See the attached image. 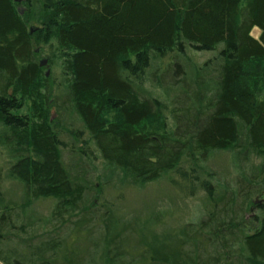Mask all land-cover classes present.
I'll use <instances>...</instances> for the list:
<instances>
[{
	"label": "trees",
	"instance_id": "trees-1",
	"mask_svg": "<svg viewBox=\"0 0 264 264\" xmlns=\"http://www.w3.org/2000/svg\"><path fill=\"white\" fill-rule=\"evenodd\" d=\"M23 2L42 10L43 25L32 33L16 0H0V145L16 159L8 178L23 186L24 206L53 198L51 220L74 228L67 241L50 237L9 256L0 249V264H77L59 259V248L86 230L96 203L85 199L87 176L63 158L52 107L65 102L102 159L133 182L157 180L213 151L259 161L231 193L202 183L210 209L175 231L152 229L136 241L130 225L108 211L97 221L103 234L92 239L102 259L91 264H264V213L245 214L253 196L264 194V0ZM38 43L58 49L70 74L65 94L51 100ZM189 48L218 53L190 76L182 62ZM166 58L161 75L151 72ZM145 80L163 87L166 103ZM28 103L29 113H21ZM11 210L0 204L1 232Z\"/></svg>",
	"mask_w": 264,
	"mask_h": 264
},
{
	"label": "rangeland",
	"instance_id": "rangeland-1",
	"mask_svg": "<svg viewBox=\"0 0 264 264\" xmlns=\"http://www.w3.org/2000/svg\"><path fill=\"white\" fill-rule=\"evenodd\" d=\"M16 3L19 12L28 20L31 32L37 33L43 25L42 10L36 7L29 8L23 0H16ZM252 35L258 38L260 30L254 28ZM35 50L46 78L47 88L51 93L49 100L55 94H65L70 74L66 73L63 54L58 49L42 43H38ZM217 53L218 50L196 51L189 48L182 62L187 65L188 74L192 76L195 69H202L204 63L212 60ZM168 59L166 58L165 62L159 61L160 63L155 61L151 72L161 75V70ZM144 87L166 103L163 87L156 80H145ZM62 103L64 102L59 100V104ZM64 104L67 105L66 102ZM66 105L62 108L58 104L52 107L54 119L59 117L61 123V137L66 147L63 158L76 167L75 171L87 176L92 189L88 191L85 199L88 205L95 201L96 207L95 215L84 226L86 230L74 231L70 240L59 248V259H74L77 264L97 263V260L93 262L92 259H102L100 256L102 248L99 255L96 254L92 239L98 240L103 234V226L97 224V221L101 216H106L108 211L122 220L121 223L130 225V237L136 241L152 229L163 233L175 231L188 222H198L210 209L202 183L211 182L231 193L236 183L242 179V175L250 177L253 166L259 162L255 158L236 162L237 151L233 149L213 151L206 160H196L195 163L187 159L182 160L179 166L181 169L168 172L157 180L133 182L124 172L108 165L102 159L81 120L71 110L70 105ZM29 111L28 103L21 113ZM165 112L164 115L167 116V110ZM82 149L89 153L90 158L80 155L79 151ZM15 160L8 149L0 145V204L2 207L7 205L12 209L7 215L9 218L7 226L0 231L2 234L0 249L7 256L11 255L13 250L24 251L28 243L37 244L50 237L67 241L74 228L73 223L59 226L51 220L56 202L53 198H41L33 201L27 208L24 206L26 199L23 186L8 178V169ZM189 175H195V181L193 177H188ZM183 176L186 177L185 180ZM94 184L96 187L92 186ZM240 200L239 197L236 202ZM261 203H264V194L253 196L245 214L247 216L252 213L263 214L264 210H259L257 206ZM230 215L234 216L233 213ZM29 221L32 222L31 225Z\"/></svg>",
	"mask_w": 264,
	"mask_h": 264
},
{
	"label": "water",
	"instance_id": "water-1",
	"mask_svg": "<svg viewBox=\"0 0 264 264\" xmlns=\"http://www.w3.org/2000/svg\"><path fill=\"white\" fill-rule=\"evenodd\" d=\"M40 66H41V64H40Z\"/></svg>",
	"mask_w": 264,
	"mask_h": 264
}]
</instances>
